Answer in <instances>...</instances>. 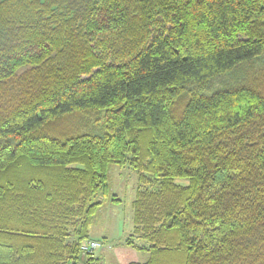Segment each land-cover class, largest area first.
<instances>
[{
    "label": "trees",
    "instance_id": "1",
    "mask_svg": "<svg viewBox=\"0 0 264 264\" xmlns=\"http://www.w3.org/2000/svg\"><path fill=\"white\" fill-rule=\"evenodd\" d=\"M263 56L264 0H0V264H95L115 166L141 185L129 264H264V84L170 110ZM85 112L103 128L44 132Z\"/></svg>",
    "mask_w": 264,
    "mask_h": 264
},
{
    "label": "rangeland",
    "instance_id": "2",
    "mask_svg": "<svg viewBox=\"0 0 264 264\" xmlns=\"http://www.w3.org/2000/svg\"><path fill=\"white\" fill-rule=\"evenodd\" d=\"M118 48V44H116ZM256 81L258 86L264 84V56L251 62L241 64L232 72L222 74L207 81L202 86L192 85L175 90V101L171 105L174 118L180 116L187 101L196 95L209 96L213 93L233 89L241 84ZM104 126V113H75L66 118L54 121L47 125L44 132L56 138H65L73 135H86L98 132ZM184 183V181H182ZM111 196L117 199L112 201L111 196L105 198L103 207L96 215L89 229V240L104 239V243L93 252L98 259L95 264H129L143 263L147 255L137 252L125 245L126 239L133 230L132 203L141 185L138 174L129 166L123 168L112 167L109 172ZM153 184L147 190L153 191ZM86 258H81L83 263Z\"/></svg>",
    "mask_w": 264,
    "mask_h": 264
},
{
    "label": "built area",
    "instance_id": "3",
    "mask_svg": "<svg viewBox=\"0 0 264 264\" xmlns=\"http://www.w3.org/2000/svg\"><path fill=\"white\" fill-rule=\"evenodd\" d=\"M99 247H100V242H98L96 240H91V241L87 242L85 245L81 246V251L83 253H89V252H92Z\"/></svg>",
    "mask_w": 264,
    "mask_h": 264
}]
</instances>
